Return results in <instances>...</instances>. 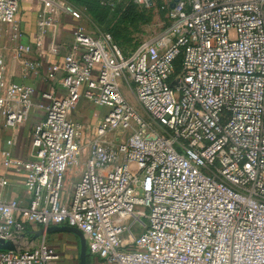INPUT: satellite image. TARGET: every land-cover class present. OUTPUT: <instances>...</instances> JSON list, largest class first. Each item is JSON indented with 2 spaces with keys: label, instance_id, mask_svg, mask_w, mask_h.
Segmentation results:
<instances>
[{
  "label": "built area",
  "instance_id": "2783aa9c",
  "mask_svg": "<svg viewBox=\"0 0 264 264\" xmlns=\"http://www.w3.org/2000/svg\"><path fill=\"white\" fill-rule=\"evenodd\" d=\"M40 1L39 32L60 16L78 25L61 65L35 62L21 0H0L14 59L45 81L62 72L65 91L9 80L0 55V238L16 244L0 264L60 259L26 225L77 228L109 264H264V0H180L165 31L127 54L68 0ZM82 102L106 109L101 121L74 118ZM10 171L27 205L5 196Z\"/></svg>",
  "mask_w": 264,
  "mask_h": 264
},
{
  "label": "crops",
  "instance_id": "0c3cea01",
  "mask_svg": "<svg viewBox=\"0 0 264 264\" xmlns=\"http://www.w3.org/2000/svg\"><path fill=\"white\" fill-rule=\"evenodd\" d=\"M36 4L37 7H32L31 3H26L27 1L21 0V11L19 13L18 21L19 28L22 32L21 42L30 44L33 48V54L30 56L33 61H42L46 65L48 64H58L61 65L63 62L64 52L63 48L69 49L73 44V29L78 25L74 20L68 16H60L56 19L52 28L48 31L41 33L37 28V20L43 5L40 0ZM33 2V1H32ZM23 7V8H22ZM27 11V13H22ZM7 27H2L0 29V44L2 42L6 49L11 51L9 58H7L8 63V77L9 80L16 82L18 84L31 85L36 89L39 94L43 91L52 90L57 94H64L65 91L62 88L61 81L63 79V73H57L55 77L51 80L45 81L46 72L41 70V76L35 75L30 71L26 70L18 61H16L12 55V44L9 41L7 32ZM58 47L59 53H54L53 49ZM5 49V50H6ZM6 50V51H7ZM4 51V50H3ZM0 55L4 57L2 50H0ZM6 58V57H5ZM92 114V118L88 117V113ZM106 114V109L97 108L90 106L86 102L81 103V107L75 113L76 119L89 118L93 123H98L101 121L102 117ZM25 126L17 133V145L13 148L15 154L20 156L23 153V146L25 144ZM24 132V133H23ZM4 137V138H3ZM7 136L3 135L0 137V148H6L4 139ZM24 140V141H23ZM4 174V170L0 164V176ZM10 180V186L5 192L7 198H14L19 200L23 205H27L29 202V196L25 191L23 184V177L12 173L11 171L7 173ZM43 228V227H41ZM41 228L34 227L31 231H37ZM66 236H71L74 239H68ZM45 237L46 243L51 249L59 254L60 259L53 264H80V241L77 236L70 233H53ZM43 238H38V242ZM77 249V250H76ZM77 252V253H76ZM86 264H109L106 261L100 259L99 257L90 254L87 246V259Z\"/></svg>",
  "mask_w": 264,
  "mask_h": 264
},
{
  "label": "rangeland",
  "instance_id": "374dc122",
  "mask_svg": "<svg viewBox=\"0 0 264 264\" xmlns=\"http://www.w3.org/2000/svg\"><path fill=\"white\" fill-rule=\"evenodd\" d=\"M25 1H27L26 3H31L32 7H37L38 1ZM169 1L152 0V4L143 5L139 4L137 0H116V7L113 10H108L101 7L96 0H71L85 15L82 25L86 31L89 33L97 31L110 32L115 43L125 53L137 50L143 43L154 39L165 31L170 23L171 8L168 5ZM22 13H27V11L22 10ZM94 15L100 19H95ZM6 47L1 42L0 50H2L4 58L6 57L7 59L11 51L7 50ZM125 95L137 107L134 98L128 91H125ZM88 117L92 118L90 112L88 113ZM41 118L42 114L40 112L34 113L24 124L25 146L29 144L34 125ZM25 146L23 147L25 148ZM66 237L74 239L71 236Z\"/></svg>",
  "mask_w": 264,
  "mask_h": 264
},
{
  "label": "water",
  "instance_id": "95a60500",
  "mask_svg": "<svg viewBox=\"0 0 264 264\" xmlns=\"http://www.w3.org/2000/svg\"><path fill=\"white\" fill-rule=\"evenodd\" d=\"M180 0H173V2L170 5L171 9H174L176 7V4ZM176 86V83L173 84V87ZM70 233L78 237L80 241V264H86L87 259V241L85 235L74 227L69 226H49L45 228H41L37 231H31V240L35 241L38 238H41L43 236L53 234V233ZM16 250V244L11 240H5L0 238V251H15Z\"/></svg>",
  "mask_w": 264,
  "mask_h": 264
},
{
  "label": "trees",
  "instance_id": "16d2710c",
  "mask_svg": "<svg viewBox=\"0 0 264 264\" xmlns=\"http://www.w3.org/2000/svg\"><path fill=\"white\" fill-rule=\"evenodd\" d=\"M70 3H72L74 6H76L77 8H79L76 4H74L73 2H71V0H68ZM97 2H99L100 6L105 8V9H108V10H113L115 7H116V0L113 1V7H110L109 5H102L101 4V0H96ZM80 9V8H79ZM95 16V15H94ZM95 19L99 20L100 18H98L97 16H95ZM110 33V32H108ZM111 34V33H110ZM114 39V38H113ZM127 54V53H126ZM179 64H180V60L177 61V71L179 69ZM26 229H27V232H31L32 230V227L30 225H26Z\"/></svg>",
  "mask_w": 264,
  "mask_h": 264
}]
</instances>
